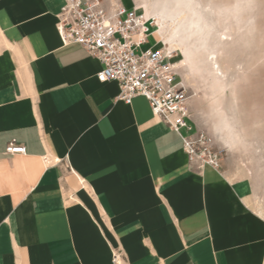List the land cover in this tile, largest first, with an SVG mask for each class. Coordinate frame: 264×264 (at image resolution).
<instances>
[{
	"label": "crops",
	"instance_id": "1",
	"mask_svg": "<svg viewBox=\"0 0 264 264\" xmlns=\"http://www.w3.org/2000/svg\"><path fill=\"white\" fill-rule=\"evenodd\" d=\"M65 2L0 0V264H264L249 185L190 162L145 97L117 99L63 43Z\"/></svg>",
	"mask_w": 264,
	"mask_h": 264
},
{
	"label": "rangeland",
	"instance_id": "2",
	"mask_svg": "<svg viewBox=\"0 0 264 264\" xmlns=\"http://www.w3.org/2000/svg\"><path fill=\"white\" fill-rule=\"evenodd\" d=\"M122 1L132 8L141 0ZM190 5L200 10L190 19L204 21L190 33L186 84L194 130L224 149L222 169L249 185L252 206L264 216V0H193ZM156 42L152 35L148 46ZM176 53L180 62L184 55Z\"/></svg>",
	"mask_w": 264,
	"mask_h": 264
},
{
	"label": "built area",
	"instance_id": "3",
	"mask_svg": "<svg viewBox=\"0 0 264 264\" xmlns=\"http://www.w3.org/2000/svg\"><path fill=\"white\" fill-rule=\"evenodd\" d=\"M153 27L143 11L127 8L122 0H66L57 21L64 44H78L101 61L99 80L119 84L117 99L130 103L145 97L153 113L180 134L190 162L221 169L224 149L209 134L194 130L191 93L177 66L178 54L157 42L148 46ZM6 151L25 154L27 148L12 140Z\"/></svg>",
	"mask_w": 264,
	"mask_h": 264
},
{
	"label": "bare ground",
	"instance_id": "4",
	"mask_svg": "<svg viewBox=\"0 0 264 264\" xmlns=\"http://www.w3.org/2000/svg\"><path fill=\"white\" fill-rule=\"evenodd\" d=\"M116 1L113 0V2ZM192 1L141 0L135 4L144 12L145 18L152 21L154 25L152 31L157 37V45L165 47L170 52L178 51L184 55L180 62L179 59L177 60V66L179 70L184 68L183 79L185 84L188 82V68L191 67L192 61L190 57L192 52L190 33L193 29L201 28L204 24V21L199 18L190 19L191 14L200 16V10L190 5ZM228 146L230 147V144Z\"/></svg>",
	"mask_w": 264,
	"mask_h": 264
}]
</instances>
